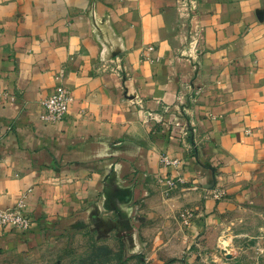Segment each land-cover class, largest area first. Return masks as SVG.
I'll return each instance as SVG.
<instances>
[{
	"label": "crops",
	"instance_id": "0c3cea01",
	"mask_svg": "<svg viewBox=\"0 0 264 264\" xmlns=\"http://www.w3.org/2000/svg\"><path fill=\"white\" fill-rule=\"evenodd\" d=\"M263 192L264 0H0V208L31 218L0 251L78 225L153 256L179 224L190 262Z\"/></svg>",
	"mask_w": 264,
	"mask_h": 264
},
{
	"label": "rangeland",
	"instance_id": "374dc122",
	"mask_svg": "<svg viewBox=\"0 0 264 264\" xmlns=\"http://www.w3.org/2000/svg\"><path fill=\"white\" fill-rule=\"evenodd\" d=\"M182 228L170 226L169 238L163 242L157 234L152 256L144 250H127L111 231L73 225L49 232L29 248L0 251V264H264V192L233 207L214 231L193 244L197 253L190 262L167 255L180 246Z\"/></svg>",
	"mask_w": 264,
	"mask_h": 264
},
{
	"label": "built area",
	"instance_id": "2783aa9c",
	"mask_svg": "<svg viewBox=\"0 0 264 264\" xmlns=\"http://www.w3.org/2000/svg\"><path fill=\"white\" fill-rule=\"evenodd\" d=\"M71 99L72 96L66 88L62 86L58 87L42 100L41 104L44 110L40 116L41 119L47 123H55L63 119L67 115ZM176 128V133L182 141L188 140L189 135L193 133V130L183 124H176ZM161 160L165 164H175L177 162L176 159H169L166 156L162 157ZM168 184L172 185V182ZM20 209L21 205L13 208H0V227L28 228L31 218L26 212H22Z\"/></svg>",
	"mask_w": 264,
	"mask_h": 264
}]
</instances>
